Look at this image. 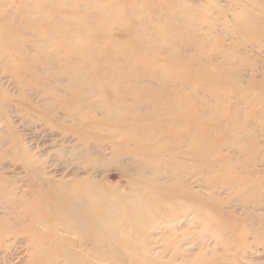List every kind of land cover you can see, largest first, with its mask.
Masks as SVG:
<instances>
[{"label":"rangeland","instance_id":"rangeland-1","mask_svg":"<svg viewBox=\"0 0 264 264\" xmlns=\"http://www.w3.org/2000/svg\"><path fill=\"white\" fill-rule=\"evenodd\" d=\"M76 263L264 264V0H0V264Z\"/></svg>","mask_w":264,"mask_h":264},{"label":"bare ground","instance_id":"bare-ground-1","mask_svg":"<svg viewBox=\"0 0 264 264\" xmlns=\"http://www.w3.org/2000/svg\"><path fill=\"white\" fill-rule=\"evenodd\" d=\"M69 191L70 200L58 201L60 216L54 214L53 218L72 229L83 232L87 239L91 241L107 240L113 248L117 249V245L111 242L109 238L115 235L120 223L128 219L135 207L128 211L129 203L131 201L134 203V197L130 194L127 196L113 195L115 197V200H113L109 198L105 190H98L93 186L75 189L70 187ZM130 192L138 198L145 197V188L141 191V187H137L136 184ZM176 216L178 215H175L174 218ZM171 219L170 216H166L164 221H171Z\"/></svg>","mask_w":264,"mask_h":264}]
</instances>
